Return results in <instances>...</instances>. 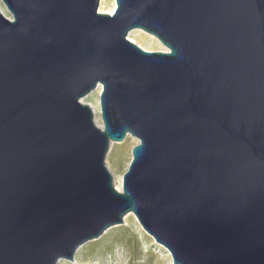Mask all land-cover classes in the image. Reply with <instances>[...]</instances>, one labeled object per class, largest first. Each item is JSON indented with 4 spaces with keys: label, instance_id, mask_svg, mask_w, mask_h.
Here are the masks:
<instances>
[{
    "label": "water",
    "instance_id": "water-1",
    "mask_svg": "<svg viewBox=\"0 0 264 264\" xmlns=\"http://www.w3.org/2000/svg\"><path fill=\"white\" fill-rule=\"evenodd\" d=\"M114 1L0 0V264L73 262L127 214L172 264H264V0Z\"/></svg>",
    "mask_w": 264,
    "mask_h": 264
},
{
    "label": "rangeland",
    "instance_id": "rangeland-1",
    "mask_svg": "<svg viewBox=\"0 0 264 264\" xmlns=\"http://www.w3.org/2000/svg\"><path fill=\"white\" fill-rule=\"evenodd\" d=\"M115 2V1H114ZM102 11L113 7V0L102 1ZM0 8L6 11L0 2ZM100 8V0L98 12ZM127 39L147 52H166L167 49L153 36L144 31L133 30ZM100 88L90 93L81 102L93 108L95 120L99 125ZM138 141L127 136L123 142L114 143L106 157V166L111 173L114 185L121 191L122 176L128 169L131 160V149ZM129 215V216H128ZM59 264H172L169 253L146 234L131 214L123 219V224L111 227L98 239L87 242L75 253L73 262L61 261Z\"/></svg>",
    "mask_w": 264,
    "mask_h": 264
},
{
    "label": "bare ground",
    "instance_id": "bare-ground-1",
    "mask_svg": "<svg viewBox=\"0 0 264 264\" xmlns=\"http://www.w3.org/2000/svg\"><path fill=\"white\" fill-rule=\"evenodd\" d=\"M102 1H104V3H105V2L107 3V2H109L110 0H100L99 13L112 15L113 12H114V10H115V8H116V5H115L114 0H113V7H112L110 10H108V11H102V7H101ZM139 31H140V30H139ZM92 110H93V112H94V114H95V111H94L93 108H92ZM95 123H96L97 126H99V124L97 123L96 120H95ZM115 189H116L117 191L120 192V188H119L117 185H115ZM131 215L134 216L133 214H131ZM128 216H129V215H128ZM135 219H136V218H135Z\"/></svg>",
    "mask_w": 264,
    "mask_h": 264
}]
</instances>
